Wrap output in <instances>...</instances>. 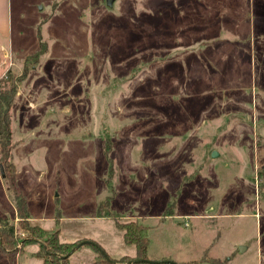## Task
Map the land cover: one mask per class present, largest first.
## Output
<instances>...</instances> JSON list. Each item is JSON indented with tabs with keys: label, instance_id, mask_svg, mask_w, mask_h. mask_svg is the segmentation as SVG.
Here are the masks:
<instances>
[{
	"label": "rangeland",
	"instance_id": "rangeland-1",
	"mask_svg": "<svg viewBox=\"0 0 264 264\" xmlns=\"http://www.w3.org/2000/svg\"><path fill=\"white\" fill-rule=\"evenodd\" d=\"M0 28V79L27 69L11 158L33 223L98 225L109 197L150 260L264 264V0H0ZM5 224L30 237L0 170Z\"/></svg>",
	"mask_w": 264,
	"mask_h": 264
},
{
	"label": "trees",
	"instance_id": "trees-1",
	"mask_svg": "<svg viewBox=\"0 0 264 264\" xmlns=\"http://www.w3.org/2000/svg\"><path fill=\"white\" fill-rule=\"evenodd\" d=\"M46 50L47 48L44 42H40V49L36 57L40 56ZM26 75L27 69H25L20 76H14L10 71L6 76L0 79V165H2L4 169L7 189L12 192L13 204H15L19 219V228L28 233L30 237L24 239L21 245L17 246L20 241L17 228L5 224L0 228V246L3 251L7 253L9 258L15 259L17 253L25 252L24 248L27 244L37 242L39 243V248L38 251L35 252V255L42 259V264H70L71 255H66L83 240H78L77 242L61 241L58 227L53 231H49L47 229L45 230L39 224L32 222L31 212L29 211L26 197L18 185L15 164L11 158L14 147L13 142H11L13 134L11 127V108L16 98L19 83L24 81ZM110 202V198L108 197L100 203L97 211L99 216L108 217L113 214L110 210ZM55 218L56 224L59 226L61 220L59 210ZM116 222L118 228L124 232L125 241L136 247V255L133 257L124 255V257L118 259L111 257L112 261H108L100 250L101 246L94 240H89L91 242H86L82 245H89L98 251V257L92 264H149L147 262H136V260L140 258H148V250L150 247L149 226L140 219L122 221L118 218ZM203 260L221 264V262L210 259L206 255L203 257ZM191 263L193 262L187 261L180 264Z\"/></svg>",
	"mask_w": 264,
	"mask_h": 264
},
{
	"label": "crops",
	"instance_id": "crops-1",
	"mask_svg": "<svg viewBox=\"0 0 264 264\" xmlns=\"http://www.w3.org/2000/svg\"><path fill=\"white\" fill-rule=\"evenodd\" d=\"M14 207H15V204H14ZM118 216L120 215L118 214ZM232 217H229V218H232ZM216 218H219V217H216ZM216 218H213V219H216ZM130 219H135V218H130ZM98 220L100 221L98 225L85 226V227L84 226L65 227V226H70L75 221L72 220L69 225H66L67 224L66 221L68 220L65 219V222H64V218H62L61 223L63 225H61V228H59V234H60L61 241L77 242L78 240H85V239L92 240V241L94 240L96 243H98L101 246V248H103L106 251V253L110 257L116 258V259L124 257V255H129L132 257L136 255L137 253L136 247L133 244H128L125 241L124 232L120 228H118L117 224H108L109 222L106 223L105 217H99ZM135 220H137V218ZM196 220L201 221L202 218L196 219ZM183 222H184L185 227L190 225L189 219H185ZM38 223L39 225L41 224L40 226H42L45 230L46 229L49 231L55 230L53 225L50 224L49 220L48 221L44 220ZM37 245L32 246V251H31L32 257L30 258L31 259L30 264L33 262H34L33 264H42V259L34 255L35 252L38 251ZM208 247L209 246L205 247L204 250L208 249ZM5 254L7 255L6 252ZM22 254L23 253H17L15 258H18V257L20 258ZM97 257H98V251L95 248H92L91 246L86 245V244L81 245L78 247V249L74 253L71 254L70 264H92L97 259ZM159 259L167 260V261L174 260L178 263L192 261L193 263L191 264H215L210 261L203 260V258L196 259V260L191 259V258L187 260L178 259L174 254L172 253L170 254L168 252H161V254L156 255L155 259H152V260L156 261ZM156 264H170V263L162 262V263H156Z\"/></svg>",
	"mask_w": 264,
	"mask_h": 264
},
{
	"label": "water",
	"instance_id": "water-1",
	"mask_svg": "<svg viewBox=\"0 0 264 264\" xmlns=\"http://www.w3.org/2000/svg\"><path fill=\"white\" fill-rule=\"evenodd\" d=\"M115 1L116 0H107V3H108L109 6L113 7ZM217 155H218V152L214 150L213 157L215 158V156H217ZM0 170H1V173L3 174V176H5L4 169H3V166L2 165H0ZM86 242H91V241H89V240H83V241L79 242L78 245H76L66 256H70L72 253H74L78 249L79 246H81L82 244H84ZM100 250L102 251L104 257L108 261H112L111 257L106 253V251L104 249L100 248ZM136 262H147V263H150V264L167 262V263H170V264L171 263L172 264H180V263H178V262H176L174 260H168V261L167 260H156V261L154 260L153 261V260H150L148 258H140L139 260H136Z\"/></svg>",
	"mask_w": 264,
	"mask_h": 264
}]
</instances>
